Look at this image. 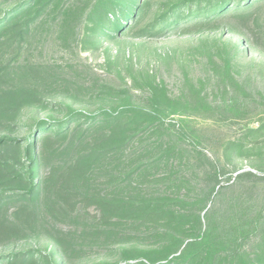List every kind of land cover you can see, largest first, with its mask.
Masks as SVG:
<instances>
[{
  "label": "trees",
  "instance_id": "obj_1",
  "mask_svg": "<svg viewBox=\"0 0 264 264\" xmlns=\"http://www.w3.org/2000/svg\"><path fill=\"white\" fill-rule=\"evenodd\" d=\"M60 1L22 0L2 12L0 81L17 61L32 26ZM152 4L96 0L87 14L88 30L101 31L109 39L133 32ZM262 4L264 0L164 2L137 36L179 28L188 32L190 25L205 27L226 16L243 18ZM101 94L111 101L108 109L35 120L22 138L0 137V246L29 237L44 213L57 221L74 218L80 209L94 207L99 213L70 239L50 231L59 255L39 249L1 253L0 264H66L63 258L74 251L72 243L102 250L117 239L123 245L116 251L118 261L94 264H264V242L255 252L249 249L260 236L263 221L245 222L232 209L207 210L213 196L233 186L232 178L221 185L225 168L200 151L182 126L168 122L184 103L172 100L159 86L151 88L144 105L127 90L104 85ZM37 99L25 88L0 87V126L17 129L16 117ZM258 132L259 128L252 129V134ZM66 141L71 155L42 175L43 162L59 157V147ZM263 152L259 143L249 148L239 141L230 144L226 156ZM260 178L264 176L245 171L234 179L240 184Z\"/></svg>",
  "mask_w": 264,
  "mask_h": 264
},
{
  "label": "rangeland",
  "instance_id": "obj_2",
  "mask_svg": "<svg viewBox=\"0 0 264 264\" xmlns=\"http://www.w3.org/2000/svg\"><path fill=\"white\" fill-rule=\"evenodd\" d=\"M21 1L0 0V15ZM95 1L61 0L32 26L0 87L25 88L38 99L16 117L17 129L8 124L0 126V137L22 138L35 120L64 119L70 111L96 113L108 109L111 101L101 94L104 85L129 91L142 105L152 87H163L172 100L185 105L168 122L182 126L200 151L225 168L221 185H227L225 178H232L233 186L213 196L207 210L222 213L232 209L245 222L263 221L260 236L249 248L257 251L264 242V179L236 184L234 178L245 171L258 178L264 176V152L241 158L227 157L226 150L239 141L249 148L258 143L264 148V4L243 18L226 16L205 27L190 25L188 32L179 28L139 38L137 33L153 22L161 3L178 1L152 0L133 32H121L109 39L101 31L88 30L87 14ZM257 128L259 134H252ZM12 129L15 132L11 133ZM71 149L64 142L59 157L43 162L42 175L65 161ZM46 215L29 237L0 246V254L39 249L57 256L61 250L51 240L50 231L70 239L87 229L99 213L94 207L87 212L80 209L74 218L59 221ZM114 241L102 250L72 243L74 251L68 252L63 262L114 263L119 259L116 251L123 246L118 244L122 240Z\"/></svg>",
  "mask_w": 264,
  "mask_h": 264
}]
</instances>
